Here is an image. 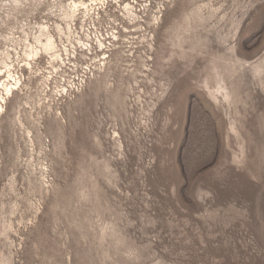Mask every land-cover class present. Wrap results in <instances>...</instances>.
Here are the masks:
<instances>
[{
	"label": "rangeland",
	"instance_id": "374dc122",
	"mask_svg": "<svg viewBox=\"0 0 264 264\" xmlns=\"http://www.w3.org/2000/svg\"><path fill=\"white\" fill-rule=\"evenodd\" d=\"M75 1L0 0V264H264V0H110L78 93Z\"/></svg>",
	"mask_w": 264,
	"mask_h": 264
},
{
	"label": "built area",
	"instance_id": "2783aa9c",
	"mask_svg": "<svg viewBox=\"0 0 264 264\" xmlns=\"http://www.w3.org/2000/svg\"><path fill=\"white\" fill-rule=\"evenodd\" d=\"M86 2L85 5L77 7L79 10L77 12H80V15L76 21L69 25L68 35L56 45L52 44L50 51L43 53L42 60L47 79H60L63 85L75 93L81 91L93 76L91 67L82 59V56L85 53L89 56L92 51L95 53L107 52L117 42V34L120 31V27L117 25L119 16L112 11V9L119 10V5L112 7L110 0H88ZM121 3L123 4V2ZM124 11V14L128 15L131 11L130 5L127 4ZM121 17L126 18L123 15ZM98 26L104 31L111 30L107 35L108 38ZM83 70H86L84 75H79ZM69 74L71 75L68 77ZM17 81L20 82L18 79L1 80V93H4L3 84L8 85L13 93L19 91L21 85L20 83L15 85ZM0 112L2 111L0 110Z\"/></svg>",
	"mask_w": 264,
	"mask_h": 264
},
{
	"label": "bare ground",
	"instance_id": "6f19581e",
	"mask_svg": "<svg viewBox=\"0 0 264 264\" xmlns=\"http://www.w3.org/2000/svg\"><path fill=\"white\" fill-rule=\"evenodd\" d=\"M73 1V0H72ZM91 1V0H90ZM94 1V0H93ZM87 2H85V3H83L82 5H85ZM73 6H74V8H76L77 6H78V3H77V1H75L74 3H73ZM76 6V7H75ZM51 39H50V41H49V43H48V48L50 47H52V44H51ZM50 48H49V51H50ZM10 70L8 71V77H10L11 75H10ZM12 77V76H11ZM1 83V82H0ZM17 84H19V83H17ZM16 84V85H17ZM2 87H3V89H4V93L2 94L3 95V97H0V110L2 111V109H3V105H5L6 104V100L7 99H9L10 98V93L12 92V89L10 88V87H8V85H2ZM5 107V106H4ZM5 109V108H4ZM1 114V113H0Z\"/></svg>",
	"mask_w": 264,
	"mask_h": 264
}]
</instances>
